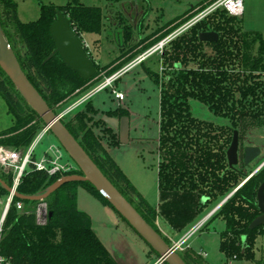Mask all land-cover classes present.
<instances>
[{
	"label": "trees",
	"instance_id": "1",
	"mask_svg": "<svg viewBox=\"0 0 264 264\" xmlns=\"http://www.w3.org/2000/svg\"><path fill=\"white\" fill-rule=\"evenodd\" d=\"M59 11L68 15L72 28L81 37L103 32L104 16L100 6L80 0H66L62 5L41 4L40 16L23 22L18 17L14 0H0V21L22 69L56 113H59L56 106L65 109L71 101L86 94L83 90L91 86L102 71L94 60L97 73L86 80L70 68L59 53L52 55L56 46L49 29ZM121 24L123 38L130 39L133 26ZM203 31H216L219 40L201 41L199 34ZM86 50L93 57L89 49ZM161 59L169 70L163 76L144 66L146 74L161 91L160 204L157 208L141 195L111 156L108 148L120 144L119 133L103 117L94 118L98 111L92 105V99L71 119L63 120L64 124L102 172L158 232L154 224L156 219L165 220L172 230H181L209 203L237 189L210 218L219 216L226 223L221 234V251L228 261L248 259L264 264V254L261 258L256 256L258 238L264 237V224L249 228L260 214L257 192L264 181V166L245 181L247 174L237 167H230L227 159L235 130L240 135L241 129L251 125L264 126L262 34L244 30L241 19L218 8L165 46ZM112 68L111 64L105 67L107 71ZM7 86L11 88L9 91ZM0 95L7 103L12 121L10 126L0 130V145L16 149L29 147L44 128L43 121L1 67ZM193 99L202 102L215 115L228 119L229 123L217 124L196 117L191 108ZM125 115L130 116V111L121 106L107 116L120 118ZM98 124L102 126L100 133L94 128ZM105 138L107 146L103 141ZM75 173H81L79 168L69 174ZM0 177L8 185L12 184L11 175L0 173ZM60 177L30 170L18 190L26 195L39 194ZM79 186L115 210L88 181L68 182L46 199L49 219L45 225L37 223V201L23 200V211L13 205L0 241V252L9 264H120L100 240L90 214L78 207ZM7 194L0 183V197ZM151 250L159 259V254ZM181 256L187 264H210L191 248L184 249Z\"/></svg>",
	"mask_w": 264,
	"mask_h": 264
},
{
	"label": "rangeland",
	"instance_id": "2",
	"mask_svg": "<svg viewBox=\"0 0 264 264\" xmlns=\"http://www.w3.org/2000/svg\"><path fill=\"white\" fill-rule=\"evenodd\" d=\"M17 3L18 17L23 22L36 20L40 16L41 4L53 3L62 5L66 0H14ZM88 5L100 6L104 16V29L101 34H84L83 39L89 44V51L94 60L102 67L100 74L93 80L91 86L83 90L87 92L79 99L71 101L70 107L81 98H84L94 86L104 82L107 78L130 68L115 79L113 86L126 95L124 101L115 99L112 87L104 88L95 92L91 97L84 100L79 106L65 114V122L71 119L75 113L82 110L92 99V105L98 113L94 116L96 120L107 116L108 113L117 112L119 107H127L130 111V140L126 144H119L109 148L111 156L122 168L131 183L141 193V195L154 207L160 204L159 184H158V141L160 124V87L146 74L144 66L160 76L165 75L169 70L163 65L160 51L155 52L149 58L143 60L144 64H134L140 56L145 55L150 48L140 50L136 46L140 45L141 39L145 37L139 35L137 30L132 31L130 39L123 38V25L133 26L134 22L142 16L150 13L147 24L151 26L160 24L157 19L164 10L165 19L169 16V0H80ZM178 2L174 8L180 12L183 6L186 9H195V14L199 15L217 0H173ZM135 5L139 6L140 12L136 17ZM243 14L241 19L243 29L251 32H258L264 38V0H242ZM120 17V18H119ZM164 19V18H163ZM164 19V20H165ZM204 19V18H203ZM105 31V32H104ZM123 47V49H121ZM133 50L131 52V50ZM157 48V46L155 47ZM207 50H210L207 48ZM129 51V52H127ZM150 51V50H149ZM127 55V56H126ZM126 56V57H123ZM120 59V60H119ZM132 62V63H131ZM111 70L105 69L110 65ZM193 66V64L191 65ZM8 91L11 89L7 86ZM82 95V94H81ZM67 106L66 108H68ZM65 108V109H66ZM193 114L204 120L213 121L217 124H228L229 120L214 114L206 105L199 100L191 101ZM57 112H63L62 107L56 106ZM116 117V116H115ZM118 118V117H116ZM11 116L8 114L7 103L0 95V130L11 125ZM91 126H94L90 123ZM101 124L94 127L97 133H100ZM43 130V128H42ZM41 130V131H42ZM117 130V129H116ZM39 131V133L41 132ZM118 132V130H117ZM38 133V134H39ZM37 134V135H38ZM107 146L106 138L103 140ZM59 143L56 137L48 131L41 138L36 153L40 157L45 148L51 143ZM259 146L261 154L258 158L246 166L243 161L244 149L246 146ZM22 149V148H20ZM264 163V126L251 125L247 129L240 130L239 137V163L237 168L247 174L248 180L253 176V172L259 173ZM233 192V191H232ZM231 192V193H232ZM229 195V194H228ZM227 195V196H228ZM226 196V197H227ZM226 197L211 202L205 206L203 212L181 230H172L170 225L163 219H156L155 226L163 237H166L173 243V238L182 239L205 215L215 206L223 202ZM5 197H3V201ZM78 207L90 214L95 222V231L103 244L110 250L120 264H156L158 256L153 253L150 245L135 231V229L112 207L105 205L101 200L93 196L84 187L79 186L77 192ZM2 207V205H1ZM226 228L225 221L215 216L209 219L205 225L193 233L183 247L191 248L203 257L210 264H257L248 259L227 260L221 251V234ZM185 248V249H186ZM184 251V250H183ZM178 251L180 254L183 252ZM264 252V237L260 236L257 241L256 256L261 258Z\"/></svg>",
	"mask_w": 264,
	"mask_h": 264
},
{
	"label": "water",
	"instance_id": "3",
	"mask_svg": "<svg viewBox=\"0 0 264 264\" xmlns=\"http://www.w3.org/2000/svg\"><path fill=\"white\" fill-rule=\"evenodd\" d=\"M50 33L55 42V50L64 62L77 71L82 78L90 79L97 73L96 62L86 50L82 37L72 28L71 20L64 12L59 11L56 19L50 25ZM203 42H216L219 34L216 31H203L199 34ZM51 55V56H52ZM0 67L13 82L30 107L40 116L45 129H48L62 145L70 158L77 164L81 173L67 174L58 178L44 192L35 195H26L17 192L21 200L39 201L47 199L62 185L74 181L90 182L100 194L118 211V213L135 229V231L159 254L156 264H187L173 243L166 239L141 215L135 206L120 192V190L102 172L91 156L82 147L75 136L69 131L60 114L56 113L31 83L14 52V49L2 27L0 21ZM103 120L111 127L118 130L120 144L130 140V117L125 115L120 118L103 116ZM239 131L235 130L231 145L227 150V159L230 167L239 163ZM259 146L249 145L244 150V163L249 166L259 157ZM264 163L257 169V171ZM254 174V172H253ZM252 174V175H253ZM245 182V181H244ZM243 182V183H244ZM1 185L10 191L11 187L0 177ZM242 183V184H243ZM241 184V185H242ZM235 189L234 191H236ZM230 193L227 200L233 193ZM206 199H203L205 202ZM257 207L260 214L250 223L249 228L255 229L264 224V181L258 188ZM51 215V213H50ZM245 242V237L243 238Z\"/></svg>",
	"mask_w": 264,
	"mask_h": 264
},
{
	"label": "built area",
	"instance_id": "4",
	"mask_svg": "<svg viewBox=\"0 0 264 264\" xmlns=\"http://www.w3.org/2000/svg\"><path fill=\"white\" fill-rule=\"evenodd\" d=\"M218 8L225 9L230 15L235 17H241L243 14V5L242 0H217L215 3L211 4L208 8L203 10L199 15H197L193 22L196 23L201 19L205 18L207 15L212 13ZM83 39V37H82ZM84 40V39H83ZM86 48L89 49V44L84 40ZM165 43L161 41L156 49L163 50ZM147 55L140 56L134 64H138L143 61ZM116 75H113L107 78L104 82L96 85L84 98L78 100L71 107L64 109L63 112H59L60 118L63 119L65 114L70 110L79 106L84 100L91 97L95 92L100 91L107 87H112V92L118 101H124L126 95L122 91H118L114 86L113 82L115 81ZM49 130L43 128V130L36 136L31 145L27 148L16 149L4 145H0V173L5 175H11L12 184L10 185L11 190L8 191V194L3 197H0V241L4 231V226L7 220V216L11 207L14 205L19 211L24 210V201L17 197L18 188L24 178L30 170L42 171L48 174L49 176L57 175H67L70 172L77 170L79 167L77 164L70 158L68 153L62 147L60 143H51L45 148L40 157L37 156L36 149L45 133ZM221 202L217 206L213 207L203 219H201L191 230L180 240L173 242L177 251H183L186 247H183V244L187 239L195 232L200 230L205 223L212 217V215L222 206L225 202ZM2 205V207H1ZM35 215L37 223L40 225H45L49 219V208L46 199H41L37 201L35 207ZM205 255V253H203ZM0 264H9L8 259L1 254L0 252Z\"/></svg>",
	"mask_w": 264,
	"mask_h": 264
},
{
	"label": "crops",
	"instance_id": "5",
	"mask_svg": "<svg viewBox=\"0 0 264 264\" xmlns=\"http://www.w3.org/2000/svg\"><path fill=\"white\" fill-rule=\"evenodd\" d=\"M178 2L181 5L183 4L180 1H178ZM178 2H175V1L173 2V0H169V8H168L169 16L167 19H165V16H166L165 13L166 12L163 10L162 14L157 17V19L159 21H161L160 24L157 23L156 25H153V26H151V24H147V22L150 18L151 12H148V13H146V15H144V11H142L143 13H142V16L139 17V20L138 21L136 20L134 22L133 29L137 30L139 35H143L142 34L143 31L146 32V34H145V37L143 39H141V41H143V42H141V44L136 46L133 50H136L137 47L142 48L144 45H146L152 41L157 40L154 44H152L148 47V48H150L149 49L150 51L148 50V52L146 53L147 57L145 59L149 58L151 55H153L157 51H160V53L162 54L163 50L161 51L160 49L155 48L156 46H158V44L161 41H164V43H165V45L163 47V49H164L165 46H167L173 39L177 38L178 36H180L181 34L186 32L192 25L195 24L193 22V19L197 16V14H195V9H193V8L186 9L183 6L182 10L180 12H178L177 10H174V8L178 6ZM138 7L139 6H137V5H135V7H133V9H135V11H136V17L138 16V14L140 12V8H138ZM119 25H122L121 22ZM121 49H123V47ZM133 50H131V52ZM126 56H123V57H126ZM140 63L142 64L143 61H141ZM130 68H132V67H129L128 69L126 68L122 72H117L116 77H115L116 80L118 81L119 76L121 74H123L124 72L128 71ZM108 150H109V148H108ZM93 224H94V229H95L94 220H93ZM178 240L173 238V242L178 241ZM205 255H206V253H205Z\"/></svg>",
	"mask_w": 264,
	"mask_h": 264
},
{
	"label": "flooded vegetation",
	"instance_id": "6",
	"mask_svg": "<svg viewBox=\"0 0 264 264\" xmlns=\"http://www.w3.org/2000/svg\"><path fill=\"white\" fill-rule=\"evenodd\" d=\"M119 18H120V17H119ZM246 147H247V146H246ZM246 147H245V148H246ZM244 150H245V149H244ZM243 157H244V155H243ZM243 161H244V159H243ZM246 166H247V165H246ZM263 166H264V165H263ZM263 166H262V167H263ZM262 167H261V168H262Z\"/></svg>",
	"mask_w": 264,
	"mask_h": 264
}]
</instances>
